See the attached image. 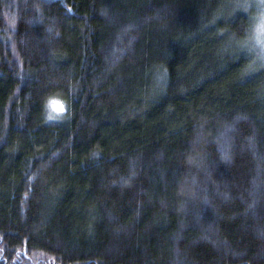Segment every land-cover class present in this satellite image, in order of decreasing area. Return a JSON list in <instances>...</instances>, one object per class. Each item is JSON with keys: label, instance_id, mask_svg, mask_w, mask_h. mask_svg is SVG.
I'll return each mask as SVG.
<instances>
[{"label": "trees", "instance_id": "1", "mask_svg": "<svg viewBox=\"0 0 264 264\" xmlns=\"http://www.w3.org/2000/svg\"><path fill=\"white\" fill-rule=\"evenodd\" d=\"M263 19L0 0V264H264Z\"/></svg>", "mask_w": 264, "mask_h": 264}, {"label": "rangeland", "instance_id": "2", "mask_svg": "<svg viewBox=\"0 0 264 264\" xmlns=\"http://www.w3.org/2000/svg\"><path fill=\"white\" fill-rule=\"evenodd\" d=\"M257 1H259V4H260V6H264V0H257ZM264 20V19H263ZM264 23V22H263ZM53 107H54V105H53ZM57 110V109H56ZM55 110V112L57 113V111Z\"/></svg>", "mask_w": 264, "mask_h": 264}, {"label": "water", "instance_id": "3", "mask_svg": "<svg viewBox=\"0 0 264 264\" xmlns=\"http://www.w3.org/2000/svg\"><path fill=\"white\" fill-rule=\"evenodd\" d=\"M58 108H60V105L58 104Z\"/></svg>", "mask_w": 264, "mask_h": 264}]
</instances>
